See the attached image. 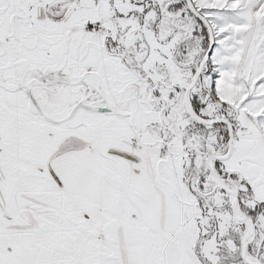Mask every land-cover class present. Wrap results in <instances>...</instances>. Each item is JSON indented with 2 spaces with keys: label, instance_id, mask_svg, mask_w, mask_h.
Returning a JSON list of instances; mask_svg holds the SVG:
<instances>
[{
  "label": "snow or ice",
  "instance_id": "obj_1",
  "mask_svg": "<svg viewBox=\"0 0 264 264\" xmlns=\"http://www.w3.org/2000/svg\"><path fill=\"white\" fill-rule=\"evenodd\" d=\"M0 264H264V0H0Z\"/></svg>",
  "mask_w": 264,
  "mask_h": 264
}]
</instances>
